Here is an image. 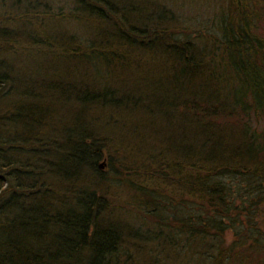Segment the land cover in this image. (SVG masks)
Here are the masks:
<instances>
[{
    "label": "trees",
    "instance_id": "obj_1",
    "mask_svg": "<svg viewBox=\"0 0 264 264\" xmlns=\"http://www.w3.org/2000/svg\"><path fill=\"white\" fill-rule=\"evenodd\" d=\"M216 1L0 0V264H264V0Z\"/></svg>",
    "mask_w": 264,
    "mask_h": 264
},
{
    "label": "rangeland",
    "instance_id": "obj_2",
    "mask_svg": "<svg viewBox=\"0 0 264 264\" xmlns=\"http://www.w3.org/2000/svg\"><path fill=\"white\" fill-rule=\"evenodd\" d=\"M183 1H184V2H183ZM178 2H183L184 4H186V3H187V0H178ZM202 2H203V0H199V1H198V0H195V3H196V5H197V8H196V9H203V8H204V7H203L204 4H203ZM215 2H216V3H215V4L213 3L212 6H214V5L217 4V1H216V0H215ZM78 30H79L80 32L83 33V29H82V28H81V29L78 28ZM102 161H103V163H105L104 160H101L100 162H102ZM100 162H99V163H100ZM102 167H103V166H102ZM102 167H101V168H102ZM120 192H121V193H120ZM119 193H120L121 195L124 194V191H122V188L119 189ZM124 199H125V198H124ZM124 199H121V200H124ZM228 235H229V234H227V237H229Z\"/></svg>",
    "mask_w": 264,
    "mask_h": 264
},
{
    "label": "water",
    "instance_id": "obj_3",
    "mask_svg": "<svg viewBox=\"0 0 264 264\" xmlns=\"http://www.w3.org/2000/svg\"><path fill=\"white\" fill-rule=\"evenodd\" d=\"M103 164H104V163H103V161H102V162H100V163L98 164V166H99V167H102Z\"/></svg>",
    "mask_w": 264,
    "mask_h": 264
}]
</instances>
